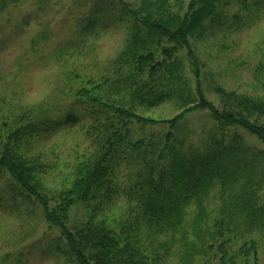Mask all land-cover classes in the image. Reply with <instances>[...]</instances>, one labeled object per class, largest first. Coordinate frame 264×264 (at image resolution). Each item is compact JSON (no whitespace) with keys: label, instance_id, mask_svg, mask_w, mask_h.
I'll return each mask as SVG.
<instances>
[{"label":"trees","instance_id":"16d2710c","mask_svg":"<svg viewBox=\"0 0 264 264\" xmlns=\"http://www.w3.org/2000/svg\"><path fill=\"white\" fill-rule=\"evenodd\" d=\"M230 1L190 0L184 12L176 13L170 11L166 0L155 3L144 0L140 8L133 11L124 6L133 17V26L125 49L115 60L120 78L115 69L113 82L94 84L89 81L87 87L76 94L77 103H89L95 108L93 111L107 116L98 121V135L92 132L95 129L85 132L94 147H89L88 154L76 157L70 179L59 191L46 188L44 177L51 168L42 157L23 151V146L29 149V143L22 142V138L31 129L8 132L6 138L0 140V173H7L14 184L6 186L5 190L12 197L24 192L40 205L46 222L60 231L65 242L62 256L66 264H167L175 246L180 243L187 246L188 242L176 236L180 232L182 236L186 234L188 209L207 201L217 188H222L220 196L226 199L219 209L202 215L193 223L208 217L203 231L194 235L203 251L201 257L204 258L206 250L216 247L215 258L219 264H238L236 256L229 257V249L225 248L230 238L222 237L231 235L234 227L240 224L248 223L249 230L252 225H264V204L256 205L258 198L254 192L260 186L248 173L253 166L262 171L264 153L253 151L255 154L248 159L251 149L238 135L231 139L225 137V129L235 127L255 138L264 148V123L252 119L264 117V98L230 95L218 90L228 97L230 104L227 106L233 109L218 110L207 103L200 89V63L192 44L205 35L208 21L222 17V7L228 6ZM233 1L239 12L233 15L232 26L243 23L251 27L260 11H264V0ZM161 43L172 47L155 49ZM183 51L196 80L194 91L185 77L184 64L176 57ZM259 51L263 63L256 73L264 79V35ZM108 93H116L119 100L110 99ZM168 101L174 102L180 110L173 119L161 121L141 116L142 110L159 107ZM198 110L208 111L219 132L208 139H200V146L192 148L186 146V139L177 140L175 129L187 114ZM79 117L80 112L72 107L63 122L72 125ZM132 124L166 126L168 131L163 137H141L131 141ZM122 154L130 155L129 162L140 168L141 180L133 188L141 190L139 195L132 189L124 193L131 202L138 200L139 212H125L122 222L118 223L114 217L111 220L105 217L111 216L108 208L119 197L120 186L116 179L124 160ZM240 178L244 185L239 183ZM251 182H256L255 186ZM78 205L83 206L85 219L70 227L69 213ZM240 215L247 217L242 221ZM240 247L238 257L246 261L251 258L253 264H257L256 244L251 242Z\"/></svg>","mask_w":264,"mask_h":264},{"label":"rangeland","instance_id":"374dc122","mask_svg":"<svg viewBox=\"0 0 264 264\" xmlns=\"http://www.w3.org/2000/svg\"><path fill=\"white\" fill-rule=\"evenodd\" d=\"M143 1L0 0V140H4L8 132L31 129L22 138V142L29 143V149H25V146L22 148L27 155H40L51 168V172L48 170L49 174L44 177L49 191H59L70 179V169L77 162L76 157L88 154L89 147H94L85 132L95 129L92 132L98 135V121L107 114L93 111L95 108L89 103H77L76 94L86 88L89 81L103 84L115 80V60L125 49L133 26V17L124 6L133 11L139 9ZM147 1L155 3L157 0ZM166 1L174 13L184 12L190 2ZM222 12L218 20L207 22L206 33L201 40L192 42L194 54L200 63L201 92L207 103L210 102L218 110L233 109V106H227L230 104L228 97L218 90L230 95L264 98V79L256 73L259 64L263 63L259 42L264 35V11H260L251 27L243 23L232 26V17L239 12L235 1L223 6ZM161 47L171 48L172 45L161 43L155 49ZM176 57L184 64L185 77L190 80L194 91L196 80L188 56L183 51L178 52ZM117 77L120 78L118 71ZM107 96L115 102L119 100L116 93H108ZM72 107L80 112V117L77 123L67 125L63 121ZM178 112L180 110L174 102L168 101L159 107L142 110L141 116L162 121L173 119ZM252 119H260L259 122L264 123V117ZM41 121L45 124L40 125ZM131 129V141L141 137H163L168 131L166 126L141 127L136 124H132ZM217 132L219 129L207 110L187 114L175 129L177 140L186 139V146L192 148L200 146V139H208ZM235 135L251 149L248 159L255 154L253 151L264 153L263 146L255 138L235 127L225 129L226 138L231 139ZM129 157L121 155L124 160L116 179L120 193L108 208L111 216L106 215V220L114 217L121 223L125 212H139L138 200L131 202L124 197V193L130 189L136 195L141 190L133 188L141 180L140 168L132 165ZM258 169L253 166L248 173L260 186L254 192L258 198L256 205L261 207L264 204V167L262 171ZM239 180L244 185V180ZM256 182L251 183L255 186ZM8 185H14L13 181L7 173L1 172L0 264H66L62 256L66 245L60 231L46 222L43 210L35 199L24 192L10 196L5 190ZM221 189L213 190L211 198L200 206L188 209L186 234L182 236L183 232H180L176 236L188 242L187 246L184 247L183 243L175 246L167 264H208V260L210 264H219L215 258L217 248L206 250L203 258V251L194 237L203 231L204 221L208 223V217L193 223L202 215L219 209L226 199L220 196ZM84 216L83 206L72 208L68 217L69 226L79 225L84 221ZM239 217L243 221L247 216ZM244 225L234 227L231 235L222 237L230 238L225 244L229 257L236 256L238 264H253V259L246 261L239 258L237 253L243 244L254 242L257 246V264H264V225H252L251 230L248 223Z\"/></svg>","mask_w":264,"mask_h":264}]
</instances>
